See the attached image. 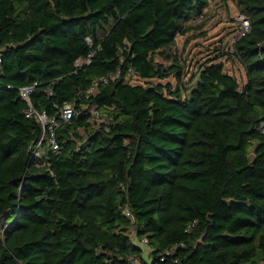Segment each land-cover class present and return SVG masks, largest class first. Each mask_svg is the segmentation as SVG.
Wrapping results in <instances>:
<instances>
[{
    "label": "trees",
    "instance_id": "16d2710c",
    "mask_svg": "<svg viewBox=\"0 0 264 264\" xmlns=\"http://www.w3.org/2000/svg\"><path fill=\"white\" fill-rule=\"evenodd\" d=\"M215 1L249 32L163 84ZM0 58V264H264V0H0Z\"/></svg>",
    "mask_w": 264,
    "mask_h": 264
},
{
    "label": "rangeland",
    "instance_id": "374dc122",
    "mask_svg": "<svg viewBox=\"0 0 264 264\" xmlns=\"http://www.w3.org/2000/svg\"><path fill=\"white\" fill-rule=\"evenodd\" d=\"M242 19L245 17L236 2L226 4L221 1L211 2L205 17L194 23V31L186 36H179L172 50V54L179 58L180 65L184 69L183 82L170 78L162 83H169L175 88H182L183 85H186L188 90L194 88L197 80L194 79L191 84L190 82L204 63L219 56L222 52L220 49L225 50L224 52H232V47L240 35ZM156 61L165 66L172 64L171 60L166 61L162 57L156 58ZM218 61L224 64L226 73L237 78L240 84L246 83L244 69L237 59L223 56ZM132 83L145 82L134 78ZM143 249L146 250V247Z\"/></svg>",
    "mask_w": 264,
    "mask_h": 264
},
{
    "label": "built area",
    "instance_id": "2783aa9c",
    "mask_svg": "<svg viewBox=\"0 0 264 264\" xmlns=\"http://www.w3.org/2000/svg\"><path fill=\"white\" fill-rule=\"evenodd\" d=\"M250 30V24L249 21L245 18L241 20V28H240V35L238 36L237 41L243 37L246 33H248ZM236 43V42H235ZM234 43V44H235ZM234 46V45H233ZM233 48V47H232ZM0 64H1V58H0ZM100 82H104L106 83L107 80L105 78H101L99 81L95 82L90 90V93H94ZM32 92L31 88H24L21 90V97L30 105V109L27 112V117H32L35 116L38 121L44 126V128L48 127L49 129V135L46 137L45 135L43 136L42 140L38 143V145L36 146V150L40 148V146L43 144V142L46 140L47 144L49 147H51L53 149V151L58 152L60 147L58 142L56 141V136H55V131L56 129L59 128V123L57 120L55 119H48L46 116L44 115H39L31 106V102H30V94ZM61 119L65 122V123H70L71 120L74 118L76 112H75V107L73 104H65L64 107L60 110L59 112ZM36 153V151H35ZM37 157H40V154H37ZM124 214L128 217V218H132V214L130 212V210L127 208L124 212ZM144 244L147 243L146 240L143 241Z\"/></svg>",
    "mask_w": 264,
    "mask_h": 264
}]
</instances>
